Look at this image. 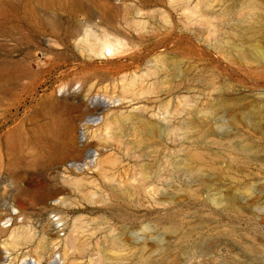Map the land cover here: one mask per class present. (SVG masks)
I'll use <instances>...</instances> for the list:
<instances>
[{
  "label": "rangeland",
  "instance_id": "374dc122",
  "mask_svg": "<svg viewBox=\"0 0 264 264\" xmlns=\"http://www.w3.org/2000/svg\"><path fill=\"white\" fill-rule=\"evenodd\" d=\"M35 263L264 264V0H0V264Z\"/></svg>",
  "mask_w": 264,
  "mask_h": 264
},
{
  "label": "bare ground",
  "instance_id": "6f19581e",
  "mask_svg": "<svg viewBox=\"0 0 264 264\" xmlns=\"http://www.w3.org/2000/svg\"><path fill=\"white\" fill-rule=\"evenodd\" d=\"M102 46L105 47V49H106V51L108 52V54H109L112 50L114 51V49H112V46L110 45V43H109V44L107 43L106 46L103 44ZM104 47H103V48H104ZM113 48H114V47H113ZM101 49H102V47H101ZM102 51H103V50H102ZM112 53H113V52H112ZM102 54H103V53H102ZM105 54H106V53H105ZM110 54H111V53H110ZM100 55H101V54H100ZM62 104H63V103H62ZM62 104H61V105H62ZM61 105H60V106H61ZM64 169H65V167H64ZM66 169H67V168H66ZM56 232H58V231H56ZM35 264H37V263H35Z\"/></svg>",
  "mask_w": 264,
  "mask_h": 264
}]
</instances>
